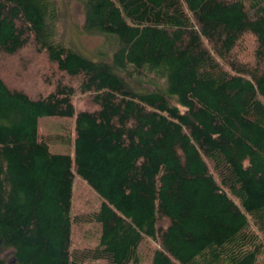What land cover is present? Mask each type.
Masks as SVG:
<instances>
[{
  "label": "trees",
  "instance_id": "obj_1",
  "mask_svg": "<svg viewBox=\"0 0 264 264\" xmlns=\"http://www.w3.org/2000/svg\"><path fill=\"white\" fill-rule=\"evenodd\" d=\"M79 1L100 58L58 39L57 0H0V55L48 64L37 93L0 73V264H139L147 241L150 264H264V0ZM77 178L97 208L73 211Z\"/></svg>",
  "mask_w": 264,
  "mask_h": 264
},
{
  "label": "rangeland",
  "instance_id": "obj_2",
  "mask_svg": "<svg viewBox=\"0 0 264 264\" xmlns=\"http://www.w3.org/2000/svg\"><path fill=\"white\" fill-rule=\"evenodd\" d=\"M56 28L58 39L65 45L82 52L90 58H100V51L110 53L113 47L112 40L96 32H88L84 29V14L79 0H57ZM243 49L240 55L250 56L253 49L252 40L246 36L243 41ZM22 58L0 55V65L8 68L0 69V73L9 81L11 85L23 88L34 93L43 90V84L39 75L48 70L45 58L33 56L30 50H24ZM32 55V56H31ZM26 61L28 62L26 64ZM24 62V63H23ZM4 71V72H3ZM61 120L44 117L40 120V133L56 131ZM58 131V130H57ZM55 148L60 149V146ZM99 199L89 186L81 179L77 178L73 186V211L82 212L97 208ZM87 227L77 226L73 231V245L77 247L92 246L95 244V235ZM89 232V233H88ZM155 243L147 241L141 248L142 261L139 264H150L151 250ZM85 264H105L102 260L86 262Z\"/></svg>",
  "mask_w": 264,
  "mask_h": 264
}]
</instances>
